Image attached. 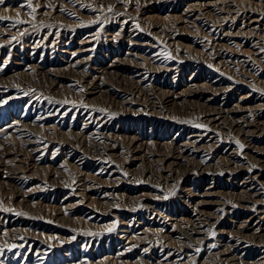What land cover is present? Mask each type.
Listing matches in <instances>:
<instances>
[{"label":"rangeland","instance_id":"rangeland-1","mask_svg":"<svg viewBox=\"0 0 264 264\" xmlns=\"http://www.w3.org/2000/svg\"><path fill=\"white\" fill-rule=\"evenodd\" d=\"M137 63L153 69L138 86ZM192 84L229 88L211 150L208 135L201 151L178 148L222 99ZM254 126L248 148L240 139ZM229 146L264 168V0L0 4V264H254L264 236L249 237L250 219L264 191L242 186ZM244 220L241 238L221 234Z\"/></svg>","mask_w":264,"mask_h":264},{"label":"bare ground","instance_id":"bare-ground-1","mask_svg":"<svg viewBox=\"0 0 264 264\" xmlns=\"http://www.w3.org/2000/svg\"><path fill=\"white\" fill-rule=\"evenodd\" d=\"M135 30V29H134ZM156 40V39H155ZM146 43V42H145ZM151 43V42H150ZM159 43H160V41H159ZM145 45H149V43H147V44H145ZM151 46V45H150ZM149 46V47H150ZM155 46V45H154ZM158 47H159V45H158ZM151 48V47H150ZM155 48V47H154ZM158 50L159 49H157L156 51L158 52ZM83 52H86L85 50L83 51ZM156 52V53H157ZM91 54V53H90ZM155 55H157V54H155ZM91 56V55H90ZM161 56V55H160ZM84 60V61H83ZM129 60H131V59H129ZM92 60H91V57H87V58H84V59H82V60H79V61H77L76 62V64L77 65H80V64H83V63H90ZM143 61H145V60H143ZM142 61V62H143ZM126 62V61H125ZM135 62V61H134ZM134 62H131V63H134ZM141 62V63H142ZM128 63H130V61H128ZM144 63H148V62H144ZM149 64V63H148ZM85 65V64H84ZM126 65V64H125ZM131 65V64H130ZM147 65V64H146ZM110 66H112V64L110 65ZM115 66H117L118 67V65H115ZM132 66V65H131ZM148 66V65H147ZM176 66V65H175ZM91 67V66H90ZM149 67V66H148ZM87 68V67H86ZM111 68V67H110ZM150 68V67H149ZM131 69V70H130ZM158 69V68H157ZM93 72H91L90 74H91V79H94V80H96V79H98V78H100V76L102 75V73H104L105 72V70H103L101 67H94L93 68ZM128 70H130V73H134V74H136V76H137V78L139 77V79L138 80H136V81H134V82H136L137 83V86L138 85H142L146 80H148L149 79V77L151 76V73H152V70L153 69H151V71L150 70H148V69H145V67L144 68H142V64H140V63H137L134 67L132 66L131 68L129 67L128 68ZM127 72V71H126ZM129 72V71H128ZM154 72V71H153ZM155 72H157V70H155ZM89 75V74H88ZM80 76H82V75H80ZM83 77H85V76H83ZM102 77V76H101ZM134 77H135V75H134ZM131 78H133V77H131ZM154 78V77H153ZM78 80H80L79 78H78ZM82 80V79H81ZM99 80V79H98ZM134 80V79H133ZM132 80V81H133ZM150 80V79H149ZM90 81V80H89ZM151 81V80H150ZM214 81H216V80H214ZM83 82V81H82ZM190 83H191V81H190ZM150 83H148V87L150 86L149 85ZM185 85V84H184ZM213 85V84H212ZM216 85H219V84H216ZM82 86H84L83 84H82ZM136 86V87H137ZM146 86V85H145ZM144 86V87H145ZM188 86V85H187ZM206 86V84L205 85H201V86H196V85H194V84H192L191 86H188L189 88H193L192 90H190L191 92L192 91H194V93H197V92H199V93H201V92H204V91H206V90H210L209 92H211L212 94H220V95H222V99H221V103L220 104H217L216 106H213V108H214V111H211V109H207V113H205V118L206 119H204V127H203V129H196L195 131H191V134L189 135V137H187L186 139H185V141L184 142H181L179 145H178V148H181V149H188L187 147H190V146H192L193 147V149H195V151L197 152L198 150H200V149H202L203 147V149H205V148H207V149H209V150H211V149H214V148H216L219 144H220V142H223V140L222 139H224L223 138V135L225 134V133H223L222 132V128H224V125H225V120L227 119V118H230L231 117V110H233V109H226L225 107H227V103H228V96H227V94H228V90H229V88L227 87V86H222V87H220L219 89H214L213 88V86H208V87H205ZM81 87V86H80ZM152 88V87H151ZM186 88V87H185ZM214 90H216L217 92H214ZM152 91V90H151ZM154 91V90H153ZM187 91H189V90H187L186 89V91H184V92H187ZM178 94H180V93H178ZM173 96V95H172ZM215 97V96H214ZM208 100H211L210 98L208 99H206V101H208ZM124 102V101H123ZM122 102V103H123ZM125 103V102H124ZM236 107H240V104H236L235 105ZM262 110V108H261V106H260V104H257L255 107H250V113H252L253 111H255V110ZM90 120V119H89ZM220 120V121H219ZM201 122V121H200ZM233 122V121H232ZM86 127H88L89 126V123H86ZM255 125V124H254ZM237 127H238V124H237ZM252 127V126H251ZM188 128H190V127H188ZM229 128V127H228ZM241 128V127H240ZM236 129V128H235ZM263 129V128H262ZM238 130V129H237ZM261 130V129H260ZM236 131V130H235ZM240 131V130H239ZM244 131V130H243ZM253 131V132H252ZM237 133H238V131H236ZM256 132H258V128L256 127V126H254V130H250V131H246V132H244V133H242V138L240 139V143H243V142H245V144L247 145V147L249 148V147H251L252 148V146H254L253 145V143H254V141H255V139H253V140H251V135H248V134H250V133H253V136H254V134L256 133ZM261 131H259V133H260ZM263 132V131H262ZM94 134V133H93ZM239 134L240 133H238L237 134V136H239ZM257 134V133H256ZM261 134V133H260ZM90 135H91V133H90ZM95 135V134H94ZM209 136L210 137V139L208 140L209 142H205L204 144H203V147H198V145H200V144H202V142H204L203 140H204V138H206V136ZM241 135V134H240ZM259 135V134H258ZM207 136V137H208ZM236 136V135H235ZM252 136V137H253ZM235 139H236V137H235ZM26 141H28V140H26ZM206 141V140H205ZM28 143V142H27ZM235 143V142H234ZM237 143V142H236ZM231 144V143H230ZM166 146V145H165ZM168 146V145H167ZM202 146V145H201ZM235 146V145H234ZM170 147V146H169ZM196 147H198V148H196ZM250 148V149H251ZM241 149H244V147H242ZM241 149H239L240 151L237 153V150H236V148L235 147H233V146H229V147H226V151H228V150H230L231 151V154L233 155V154H235L237 157H236V160H234L231 164L232 165H234V166H237L234 170H233V172H235V173H238V174H243V178H242V186H244V185H248V186H251V188H256L257 187V192H259L260 194L262 193L263 194V192H261V191H264V168H262V167H257L256 165H251V164H247V163H245L244 161H245V159H246V157H247V159H248V154H247V152H244V150H241ZM192 150V149H191ZM190 150V151H191ZM249 149H247L246 151H248ZM81 151V150H80ZM201 151V150H200ZM208 151V150H207ZM188 152V151H187ZM205 152H206V150H205ZM253 152V151H252ZM187 154H189V153H187ZM176 156V155H175ZM175 156H174V158H175ZM200 156H202V155H200ZM234 156V155H233ZM250 156V155H249ZM178 157V156H177ZM207 157V156H206ZM82 158V157H81ZM164 158H166V157H164ZM170 158V157H169ZM199 158V157H198ZM209 158H210V155H209ZM261 158H263V157H261ZM79 159V158H78ZM176 159V158H175ZM200 159V158H199ZM199 159H197V160H199ZM207 159L208 158H204L203 157V160L202 161H207ZM252 159V158H251ZM251 159H249L250 161H251ZM92 160V159H91ZM169 160V159H168ZM201 160V159H200ZM258 160V159H257ZM263 160H264V158H263ZM160 161V160H159ZM189 161H191V160H189ZM229 161H231V160H229ZM252 161H254L255 162V159H252ZM80 162V161H79ZM99 162V161H98ZM165 163V162H164ZM178 163V162H177ZM184 163V162H183ZM250 163H252V162H250ZM209 164V163H208ZM236 164H239L240 166H238V165H236ZM80 165V164H79ZM195 165V164H194ZM205 165V164H204ZM200 168V167H199ZM226 169H228V168H226ZM201 170V169H200ZM169 176V175H168ZM212 176V175H211ZM253 185L255 186V187H253ZM250 188V187H249ZM208 189V188H207ZM191 189H187V192L188 193H186L187 194V196H195V194L192 192V191H190ZM185 191V190H184ZM245 192L246 193H248L246 190H245ZM205 194H213L212 192H211V190H209V191H207V193H205ZM249 194V193H248ZM253 194V193H252ZM249 196H251V195H249ZM263 196H264V194H263ZM227 201H228V199H227ZM262 201H263V199H262ZM256 201H254V203H255ZM210 203V202H209ZM196 204V203H195ZM200 206H205V205H207L208 204V201H200V203H198ZM257 204V203H256ZM190 205V204H189ZM219 205H223V201L222 202H219ZM229 205V204H228ZM220 206V207H221ZM226 206H227V204H226ZM234 206V205H233ZM252 206V205H251ZM251 206H245L244 208L246 209V210H249V209H251ZM254 206V205H253ZM252 206V208H254ZM223 207V206H222ZM243 207V206H242ZM196 208V207H195ZM218 208V207H217ZM224 208V207H223ZM236 208V207H235ZM195 210H197V209H195ZM194 210V211H195ZM255 210H256V212H255ZM254 211L253 210H251V211H253V212H255L256 213V215L254 216V218H251L250 219V221L252 220V219H255V220H257L258 222L255 224V227L253 228V229H255V231L252 233V234H250V236L249 237H254V238H262L263 236H264V214H263V212H264V205H263V203H259L258 204V206L256 207V209H255ZM218 211V210H217ZM223 211V210H222ZM226 211V210H225ZM231 211V210H230ZM229 211V212H230ZM250 211V210H249ZM193 212V211H192ZM245 212V211H244ZM195 214V213H194ZM226 214H227V212H226ZM202 216H204V217H206V218H209V215L208 214H205L204 213V211H201V213H199V218L200 217H202ZM211 216V215H210ZM247 216V215H246ZM197 217V216H196ZM211 218V217H210ZM209 218V219H210ZM246 218V217H245ZM201 219V218H200ZM197 220H198V218H197ZM201 220H204V219H201ZM193 221V220H192ZM196 221V220H195ZM208 221V219L206 220V222ZM196 222H198V221H196ZM233 222H236V221H233ZM201 223H204V222H201ZM238 223V222H237ZM242 224H240L238 227H235L236 228V230L235 231H233V230H231V231H226L225 229H223L222 230V233L221 234H224L225 235V233H229V235H231V234H233V235H235L234 237H236V239H238V238H241L239 235H241L242 234V232H243V230H245L246 228H247V226L249 225V223L247 224V221H242L241 222ZM213 224V223H212ZM199 225V224H198ZM197 227V226H196ZM201 227V226H200ZM205 227V226H204ZM193 228V227H192ZM199 228V227H198ZM197 228V229H198ZM231 229H233V228H231ZM252 230V229H251ZM197 231V230H196ZM203 232H204V230H201V229H199L197 232H196V234L197 235H201V234H203ZM260 233H262V234H260ZM194 234V233H193ZM244 235V234H243ZM227 236V235H226ZM233 237V236H232ZM243 237H245V239H247V237L246 236H243ZM248 237V238H249ZM201 239V238H200ZM200 239H198L197 238V240H200ZM224 239V238H223ZM232 239V238H231ZM235 239V238H234ZM188 240H189V238H188ZM196 240V238H193V241H192V237L190 238V241L189 242H193L194 243V241L196 242L197 241ZM239 240H241V239H239ZM239 240H234V242L230 245H227L226 247H224V249L225 250H223L221 253H220V255L222 256V257H224V258H227L228 256L227 255H229V253H232L234 250H235V247L237 246V244H239V245H242L241 243H239L238 241ZM242 240H244V239H242ZM249 240V239H248ZM258 240V239H257ZM261 239H259V241H260ZM246 241V240H245ZM259 241H257V242H259ZM249 242V241H248ZM246 242V245H244V246H242V249H245L247 252L248 251H250V250H252L253 248H255V246L257 247V245H251V244H249V243H252V242ZM192 243V244H193ZM199 243V242H198ZM228 243V242H227ZM245 243V242H244ZM253 243H255L254 241H253ZM252 243V244H253ZM195 244V243H194ZM196 244H197V242H196ZM199 245V244H198ZM213 245V244H212ZM260 247V253H259V258L256 260V262L254 263V264H264V246L263 245H260L259 246ZM253 250H255V249H253ZM219 256V255H218ZM235 258L236 257H232V258H227L226 260H225V263H230V264H232L234 261H235Z\"/></svg>","mask_w":264,"mask_h":264},{"label":"snow or ice","instance_id":"snow-or-ice-1","mask_svg":"<svg viewBox=\"0 0 264 264\" xmlns=\"http://www.w3.org/2000/svg\"><path fill=\"white\" fill-rule=\"evenodd\" d=\"M4 3V0H0V4H3Z\"/></svg>","mask_w":264,"mask_h":264}]
</instances>
